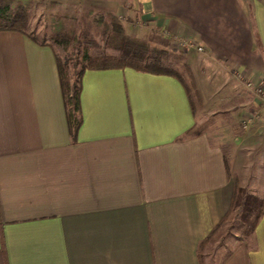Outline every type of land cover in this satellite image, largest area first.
I'll return each instance as SVG.
<instances>
[{
	"label": "crops",
	"instance_id": "0c3cea01",
	"mask_svg": "<svg viewBox=\"0 0 264 264\" xmlns=\"http://www.w3.org/2000/svg\"><path fill=\"white\" fill-rule=\"evenodd\" d=\"M69 1L150 44L201 47L186 50L200 110L173 76L87 69L71 132L54 48L0 31V264H201L239 151L264 147L247 87H264V0ZM199 115L212 125L193 134ZM253 241L222 264H264V209Z\"/></svg>",
	"mask_w": 264,
	"mask_h": 264
},
{
	"label": "rangeland",
	"instance_id": "374dc122",
	"mask_svg": "<svg viewBox=\"0 0 264 264\" xmlns=\"http://www.w3.org/2000/svg\"><path fill=\"white\" fill-rule=\"evenodd\" d=\"M17 6H24L27 9L26 34L54 48L61 62L67 63L72 82L76 81V74L80 68L86 66L87 57L115 54L104 45V24L108 22L105 12L80 8L69 0H14L11 9L14 10ZM117 20L123 23L119 18ZM131 25L133 28L136 27L133 20ZM59 33L68 36L67 41L56 38L55 34ZM90 42L96 46L90 45ZM150 45L169 53L167 63L175 71L183 73L182 64L190 67L189 53L186 52L188 49L182 46L171 48L165 45ZM195 105L199 111L200 107L198 104ZM211 122L199 115L193 134L208 129L212 125ZM251 122L249 124H252ZM243 126L245 130L243 127L242 130L247 131L248 123ZM239 152L238 158L243 157L244 160H239L236 166L239 169L238 175L232 178L233 183L237 185L236 201L227 220L207 235L208 241L199 251L202 264H222L239 245L254 247L253 229L264 202V147L257 148L250 154L246 150Z\"/></svg>",
	"mask_w": 264,
	"mask_h": 264
},
{
	"label": "trees",
	"instance_id": "16d2710c",
	"mask_svg": "<svg viewBox=\"0 0 264 264\" xmlns=\"http://www.w3.org/2000/svg\"><path fill=\"white\" fill-rule=\"evenodd\" d=\"M12 2H14V0H0V31L17 32L28 36L25 31V26L28 22L27 9L24 6H17L12 10ZM106 14L108 22L104 24V45L115 54H102L99 56L87 57V64L80 68L76 74L75 82H72L69 77L67 63L61 62L57 57L59 82L71 132H74L78 126L76 117L79 112L80 80L87 69L131 68L150 74L173 76L183 84L189 100L193 105V109L196 110L197 107L195 104L200 106L201 100L190 67L187 64H182V69L185 73L175 71L169 67L170 65L167 63L169 62V53L167 51L151 47L150 43L146 40L130 37L126 34L123 25L114 15L110 13ZM55 37L62 39V41H67L68 38L64 33L55 34ZM31 39L40 45H45V43L38 42L33 38ZM89 44H94L96 46L95 43L90 42ZM236 186L237 185L234 184L235 191L237 189ZM234 198L233 196L229 213L225 215L219 224L226 221L230 216L235 202ZM263 209L264 202L262 204L261 213ZM207 241L208 239L206 237L199 243L198 255Z\"/></svg>",
	"mask_w": 264,
	"mask_h": 264
},
{
	"label": "built area",
	"instance_id": "2783aa9c",
	"mask_svg": "<svg viewBox=\"0 0 264 264\" xmlns=\"http://www.w3.org/2000/svg\"><path fill=\"white\" fill-rule=\"evenodd\" d=\"M180 46L186 48V49H195L198 52H202L203 49L201 47L195 46L194 44L191 43H186V42H182L180 44ZM247 87L248 88H253V92L255 94V96H257L261 102L264 103V87L263 86H252L250 83H247Z\"/></svg>",
	"mask_w": 264,
	"mask_h": 264
}]
</instances>
